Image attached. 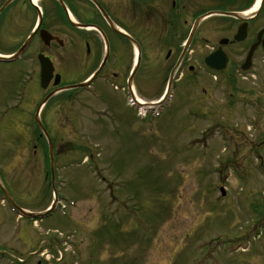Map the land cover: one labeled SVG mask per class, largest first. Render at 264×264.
<instances>
[{
  "label": "rangeland",
  "instance_id": "374dc122",
  "mask_svg": "<svg viewBox=\"0 0 264 264\" xmlns=\"http://www.w3.org/2000/svg\"><path fill=\"white\" fill-rule=\"evenodd\" d=\"M22 9L25 31L36 12ZM7 18L0 19V50L12 48L3 34L15 29L13 16ZM224 50L231 57L226 72L174 89L155 117L140 119L129 97L110 86L99 101L87 92L76 96L71 119L55 111L67 94L51 99L41 121L55 148L58 186L45 182L47 143L33 121L37 100L17 105L19 76L0 63V167L36 188L26 201L34 211L55 190L62 199L35 226L25 224L34 231L36 259L46 252L51 264H264V72L260 59L258 71H233L245 51ZM164 52L149 51L144 70L165 69ZM148 85L139 97L156 99L166 90ZM16 151L21 159H13ZM13 230L5 224L0 242Z\"/></svg>",
  "mask_w": 264,
  "mask_h": 264
},
{
  "label": "flooded vegetation",
  "instance_id": "af4514ba",
  "mask_svg": "<svg viewBox=\"0 0 264 264\" xmlns=\"http://www.w3.org/2000/svg\"><path fill=\"white\" fill-rule=\"evenodd\" d=\"M8 1L10 0H0V7ZM41 6L42 24L22 55L8 63L12 64L13 71L19 78L27 76L29 80H33L32 85H21L17 89L20 98L18 101L21 103L37 100L36 103L39 104L49 93L57 92L58 95L79 90L80 88H65L83 82L93 74L95 78L85 90L92 89L96 96L104 93L107 86L117 89L123 96L131 95L132 88L139 92L145 86L149 87L148 84L164 88L181 57L183 40L193 31V48L181 60L179 70L182 68V71L174 82L176 86L191 84L190 79H186L187 75L197 70L196 68H204L205 56L219 48V35L228 39L225 46H235L245 51L241 55V62L237 63V71L246 60L249 48L259 42L253 54L251 69L264 72V0H44ZM100 6L109 19L103 15ZM27 7L36 12L35 20L32 27L21 31L20 12ZM5 8L3 20L8 19L7 16H13L15 29H10V35L8 32L3 33L6 42L13 39L10 43L12 48L9 50L6 47V50L0 51L14 54L33 32L40 13L32 0H13ZM213 11L236 12L237 16L217 14L204 17ZM68 12L74 17L76 24L70 21ZM196 22L198 25L195 28ZM41 29L48 30L56 39L49 45H44L40 36ZM237 33L244 34V40L234 41ZM213 34L217 36L214 37ZM133 40L140 49L138 66L135 65L137 52ZM210 43L215 45L211 50H205ZM194 46H199L200 50L195 51ZM157 50H164L165 63L171 64L163 70L151 66L148 72L145 71L147 53ZM40 54L48 57L54 66L46 89H41L39 80ZM257 59L262 62L259 69L255 66ZM75 74L78 75L75 77ZM60 106L63 108V101ZM17 155L16 157H21ZM1 173L0 171V175ZM1 179L0 225L15 224L21 219L23 225L20 228L15 226L18 231L13 240L11 234L5 233V241L0 242V264H44V260L36 261V250L29 240L34 235L33 229L30 233L26 232L29 225L25 224L30 219L20 213L21 209L33 211L26 202L34 198L33 185L29 182H16L17 177L9 179L1 176ZM44 199L45 197L41 198L40 202H44Z\"/></svg>",
  "mask_w": 264,
  "mask_h": 264
},
{
  "label": "water",
  "instance_id": "95a60500",
  "mask_svg": "<svg viewBox=\"0 0 264 264\" xmlns=\"http://www.w3.org/2000/svg\"><path fill=\"white\" fill-rule=\"evenodd\" d=\"M42 39L43 41H45L47 44L51 41V37L52 35L50 33H48L47 31H42ZM236 39H239V37L237 36ZM221 53V52H220ZM14 58V57H12ZM12 58H6V57H3V56H0V60L1 61H7V60H10ZM227 57L225 54H214L212 55L210 58H208V64L214 68V69H218V70H221L223 68H225L226 66V63H227ZM48 61H44L42 59V67H43V71H42V83H43V86L46 87L47 85V82L51 76V73H52V64L47 63ZM245 68H249V65H245L244 66ZM83 85V84H81ZM225 192H223L222 194H224ZM30 215H33V214H30Z\"/></svg>",
  "mask_w": 264,
  "mask_h": 264
},
{
  "label": "bare ground",
  "instance_id": "6f19581e",
  "mask_svg": "<svg viewBox=\"0 0 264 264\" xmlns=\"http://www.w3.org/2000/svg\"><path fill=\"white\" fill-rule=\"evenodd\" d=\"M34 2H37L38 0H33ZM47 215L44 213V214H42V213H40V214H38L37 215V219H43L44 217H46Z\"/></svg>",
  "mask_w": 264,
  "mask_h": 264
}]
</instances>
